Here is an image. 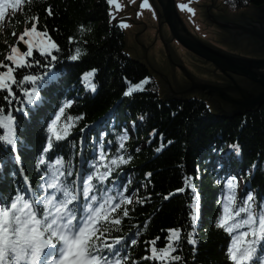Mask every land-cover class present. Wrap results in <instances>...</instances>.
<instances>
[{
	"label": "trees",
	"instance_id": "obj_1",
	"mask_svg": "<svg viewBox=\"0 0 264 264\" xmlns=\"http://www.w3.org/2000/svg\"><path fill=\"white\" fill-rule=\"evenodd\" d=\"M222 2L233 10L264 5V0ZM49 8L52 15H48ZM34 16L39 17L38 28L43 30L47 25L60 51L54 69L57 79L41 90L42 100L38 106H28L29 115L13 112L19 124L23 172L33 188L40 183L36 160L50 135L47 124L58 106L65 99H72L74 103L66 108L65 117L83 114V119L67 121L62 117L56 125L61 134L66 124H75V127L68 139L48 154L63 153L65 161L62 163L71 161L72 171L87 170L102 143L108 147L107 141H112L111 147L115 149L124 129L128 130L130 138L124 142L125 153L131 154L132 160L119 170L116 182L122 184L131 179L129 191L139 188L137 196L141 202L137 203L134 197V203L129 206L125 201L130 209L129 217L122 218V231L113 233L138 240L130 247L127 264H161L159 260L144 259L151 257L152 245L146 242L159 237L156 246L163 247L169 235L167 229L174 227L183 229L184 238L180 241L182 251L178 249L172 255L179 254L183 259L169 264H233L228 257L231 237L223 228H218L216 222L223 212L222 201L227 198L230 172L241 181V196L250 188L258 198H264V105L243 115L224 118L214 114L201 100H165L148 67L126 53L125 34L120 25L110 19L107 0H26L19 11H13L0 26V60H4L8 45L15 43L12 32H22L25 24L31 26L29 21ZM69 37L73 38L71 42ZM20 46L23 49L22 43ZM77 47L81 49L79 58L70 60L68 57L75 54ZM37 58L40 57L37 55ZM93 69L97 71L85 79L83 74ZM24 74L25 70H18L17 77ZM146 77L150 79L143 90L124 95L132 83ZM89 83L96 85L95 92L87 87ZM5 94L0 92V104L5 105L7 111ZM17 97L13 101L16 108L26 104L22 91H17ZM134 123H137L136 136L131 135L130 125ZM0 131L7 134V129ZM102 133L106 135L101 141ZM51 135L55 143V134ZM237 143L239 152L232 147ZM157 148L161 151L157 152ZM12 154L11 150L0 148V157ZM11 169L17 170V181L24 187L19 165L9 163L4 169L7 178L0 180V192L5 196L15 191L13 178L7 175ZM149 172L151 176L146 177ZM184 176L192 178L200 196L195 245L189 244L186 238V233L192 230L191 188L169 195L184 186Z\"/></svg>",
	"mask_w": 264,
	"mask_h": 264
},
{
	"label": "snow or ice",
	"instance_id": "obj_2",
	"mask_svg": "<svg viewBox=\"0 0 264 264\" xmlns=\"http://www.w3.org/2000/svg\"><path fill=\"white\" fill-rule=\"evenodd\" d=\"M107 2L117 9L121 7L116 0ZM25 3L26 0H0V22H6L7 16L12 15L9 9L19 11V6ZM141 6L151 7L149 0H143ZM179 7L194 14V9L188 4L181 3ZM47 11L48 15H52L51 8ZM38 20L39 17L34 16L29 21L30 27L25 26L19 33L12 32L16 41L8 45L4 60H0V92L6 93L3 100L7 102V111L5 105L0 104V130L7 129V134L0 131V148L13 153L10 157H0V180L7 178L5 167L14 163L19 165L24 183V187H21L17 181V170L11 169L7 175L12 176L15 191L9 196L0 192V264H127L130 247L136 245L138 240L126 235H113L114 232L122 231V218L129 217L130 209L125 206V201L129 206L134 203V197L137 203L141 202L137 196L139 188L129 191L131 179L122 184L116 182L119 170L132 160V155L125 153L124 142L130 138L127 129L119 137L121 142L115 149L111 147L112 141H107L108 147L102 143L88 169L74 172L71 161L62 163L65 161L63 153L48 155L56 151L60 142L68 139L71 129L75 127V124H66L63 134L56 128L57 122L65 117L66 108L74 103L72 99H65L47 124L50 135L36 160L37 172L41 173L40 183L33 188L24 175L19 155V124L13 112L29 115L28 106H38L42 100L41 90L57 79L54 69L60 51L47 25L43 26V30L37 27ZM121 26L126 25L121 22ZM72 40L69 37V41ZM80 54L81 49L77 47L75 54L68 58L75 61ZM37 55L43 59V63ZM21 69L25 70V74L18 78L17 72ZM96 71L93 69L84 73L83 77L87 79ZM149 79L146 77L138 83H132L124 95L143 90ZM87 87L93 92L96 90L94 83H89ZM17 91H22L26 99V104L19 108L13 104L18 99ZM65 119L82 120L83 114L76 117L67 115ZM80 131L83 132L84 128ZM51 134H55V143ZM232 147L239 152L238 143ZM113 151L115 155H112ZM156 151H161V148ZM254 168L255 165L249 169V174ZM145 176L150 177L151 173ZM183 184L169 195L183 193L191 188L189 215L192 230L186 233V238L189 244L195 245L200 196L191 177L184 176ZM238 188V177H228V194L226 200L222 201L223 212L217 218L216 226L223 228L231 237L228 257L233 264H264V198H258L250 188L238 198ZM164 198L168 199L169 196ZM167 232L169 235L163 247L156 246L159 237L146 242L152 247L151 257L145 256V260L169 264L183 259L179 254L172 255L178 249L182 251L180 241L184 238L181 235L183 229L174 227L167 229ZM138 236L139 233H136Z\"/></svg>",
	"mask_w": 264,
	"mask_h": 264
},
{
	"label": "water",
	"instance_id": "obj_3",
	"mask_svg": "<svg viewBox=\"0 0 264 264\" xmlns=\"http://www.w3.org/2000/svg\"><path fill=\"white\" fill-rule=\"evenodd\" d=\"M216 1L224 8L229 19L242 20L214 21L209 16L212 22L227 32V36L210 27V20L204 18L207 12L203 4L208 0H149L151 7H142L143 0H116L121 7L117 9L115 5H109V14L125 34L126 53L148 67L165 100L184 101L198 93L203 101L206 98L213 113L233 118L264 105V58H257L264 55V5L232 10L222 0ZM181 3L194 9V14L182 10L179 7ZM198 5L202 6L199 8ZM157 8L169 32L166 29L163 31L158 22ZM198 11L200 24L190 26L194 35L181 14L189 22L198 18ZM121 22L126 26H121ZM174 40L177 44L173 43ZM221 42L228 51L208 46ZM195 56L205 60L204 67L198 69L199 77L216 80L215 77L222 73L227 82L218 85L197 80L183 66L182 70L190 78L191 86L181 92L174 91L170 79L173 78L171 62L181 58L191 63Z\"/></svg>",
	"mask_w": 264,
	"mask_h": 264
},
{
	"label": "flooded vegetation",
	"instance_id": "obj_4",
	"mask_svg": "<svg viewBox=\"0 0 264 264\" xmlns=\"http://www.w3.org/2000/svg\"><path fill=\"white\" fill-rule=\"evenodd\" d=\"M204 1H206V0H204ZM155 5H156V3H155ZM198 6L200 8V6H202V5H198ZM203 6L206 7L205 12H207V13H204L205 19L206 18L209 19V16H211L214 21H223V20H230V21H234V22L242 21L240 18H237L235 20L229 19L226 15L224 8L221 7L216 0H208V2L206 4H203ZM156 10H157L156 18H157L158 22H160L162 30L163 31H165V29L168 30V26L163 24L164 22H163V19H161L160 11L158 10V8ZM181 16L191 31H192V29L190 26H192V24H196V25L200 24L199 11L197 14L198 18L196 20L193 19L192 21H189V22L187 21V19L185 18L184 15L181 14ZM210 22H211V23H209L210 27L212 26L213 28H216L219 31V33L223 34V36H227V32L223 28H221L220 26H218L216 23L212 22L211 20H210ZM164 27H166V28H164ZM168 32H169V30H168ZM192 33H194V31H192ZM194 35H195V33H194ZM173 43H176V41L174 40ZM208 46H211V47L218 49V50H221V51H228L226 48H224L223 42H221L220 44L214 43V45H208ZM231 52H233V51H231ZM257 58H264V55L258 56ZM201 59H199L198 56H195V59L191 60L192 61L191 63H187V62L183 61L181 58L176 59V61H175L176 63L171 62L172 65L170 67V70L172 71L171 74H173V78L170 77V79H171L174 91L176 90L177 92H179V91L181 92V91H184L191 86L190 78L182 70L183 66L188 70L189 74L192 77H195L197 80L201 79L204 82L214 83V84H218V85H222V84L227 82L226 77L222 73L218 74V77L217 76L215 77L216 80H214L212 78L207 79L206 77H204V78L199 77V75L197 74V72H199L198 69L203 68L205 65V60H201ZM215 70H217L216 67H215ZM151 76H152V74H151ZM237 79L241 80V78H238V77H237ZM194 94L195 95H193V98H191V99H197V100L203 101L199 96L200 94H198V93H194ZM203 102L205 104H207V106L209 105L208 101H206V98H204ZM222 107L224 108L223 103H222Z\"/></svg>",
	"mask_w": 264,
	"mask_h": 264
},
{
	"label": "rangeland",
	"instance_id": "obj_5",
	"mask_svg": "<svg viewBox=\"0 0 264 264\" xmlns=\"http://www.w3.org/2000/svg\"><path fill=\"white\" fill-rule=\"evenodd\" d=\"M230 9V8H229ZM233 10V9H232ZM240 10V9H239ZM9 11L10 12H12L13 13V11L11 10V9H9ZM8 17V16H7ZM2 23L3 22H0V26L2 25ZM25 26H28V27H30L29 25H27V24H25L24 26H23V28L25 27ZM22 28V29H23ZM14 40L16 41V37L14 38ZM9 50V49H8ZM7 53V52H6ZM214 114H216V113H214ZM216 115H219V114H216ZM130 128L132 129V133H131V135L132 136H136V134H135V129L137 128V123H134V124H131L130 125ZM104 137H105V135H104V133H102V135H101V141L104 139ZM232 155L236 158L237 157V154L236 153H232ZM233 156H232V158H233ZM230 163V162H229ZM231 176H236L237 177V175H235L233 172H230L229 173V177H231ZM238 180H239V178H238ZM241 190H242V188H241V181L239 180V188L237 189V194H238V198H239V196H241Z\"/></svg>",
	"mask_w": 264,
	"mask_h": 264
}]
</instances>
